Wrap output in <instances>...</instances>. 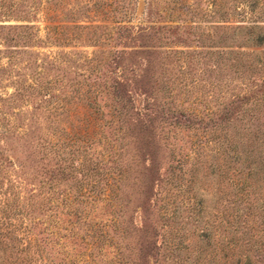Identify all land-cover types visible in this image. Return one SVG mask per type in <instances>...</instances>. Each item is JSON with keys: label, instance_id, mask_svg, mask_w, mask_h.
Listing matches in <instances>:
<instances>
[{"label": "rangeland", "instance_id": "obj_1", "mask_svg": "<svg viewBox=\"0 0 264 264\" xmlns=\"http://www.w3.org/2000/svg\"><path fill=\"white\" fill-rule=\"evenodd\" d=\"M262 214L264 0H0L7 261L264 264Z\"/></svg>", "mask_w": 264, "mask_h": 264}, {"label": "trees", "instance_id": "obj_2", "mask_svg": "<svg viewBox=\"0 0 264 264\" xmlns=\"http://www.w3.org/2000/svg\"><path fill=\"white\" fill-rule=\"evenodd\" d=\"M235 187L237 190H239L240 193H243L244 191H246L243 189L242 186L239 187V184H237V183L235 184ZM244 194L247 195L246 192H244ZM201 207H202V205H201ZM202 209H203V207H202ZM241 213H244V217H248L247 215H249V212H247V210L245 211V209H243ZM257 215H261V213H258ZM236 217H238V216H236ZM235 222H236V220H235ZM243 223H244V227H247V221L245 219L243 220ZM234 231H236V230H234ZM3 239H4V237L0 236V242L2 244H6V242ZM0 249L2 251V252L0 251V264H36V262H37L35 259L29 258L27 254L23 255L21 253V251H19V250H16L13 253L12 259L7 261V257L5 255L6 249H4V247H2V246H0ZM244 258L246 259L244 263H243V261H241L239 263L237 262V264H252V263H250V257L248 255L245 254ZM232 264H234V263H232Z\"/></svg>", "mask_w": 264, "mask_h": 264}]
</instances>
